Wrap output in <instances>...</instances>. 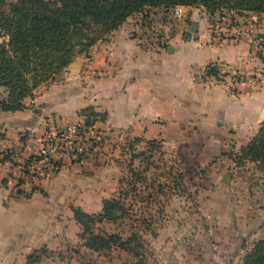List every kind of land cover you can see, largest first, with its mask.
<instances>
[{
  "label": "crops",
  "instance_id": "1",
  "mask_svg": "<svg viewBox=\"0 0 264 264\" xmlns=\"http://www.w3.org/2000/svg\"><path fill=\"white\" fill-rule=\"evenodd\" d=\"M186 10L175 18L170 10L147 8L144 13L157 20L154 33L143 12L130 15L24 98V108L0 110V142L33 146L51 121L66 125L92 109L108 132L126 130L195 168L203 182L196 201L203 215L231 237L251 232L255 242L264 238V173L255 162L236 164L233 155L264 119V65L248 41L213 39L203 7ZM257 32L264 35V12ZM210 61L226 82L236 72L260 76L227 86L205 76ZM104 157L60 164L28 198L9 194L12 168L0 164V264H34V252L52 258L80 238L72 207L100 212L116 183Z\"/></svg>",
  "mask_w": 264,
  "mask_h": 264
},
{
  "label": "rangeland",
  "instance_id": "2",
  "mask_svg": "<svg viewBox=\"0 0 264 264\" xmlns=\"http://www.w3.org/2000/svg\"><path fill=\"white\" fill-rule=\"evenodd\" d=\"M156 23L153 20L147 26L149 32L157 30ZM103 156L107 160L103 165L112 168L116 182L111 198L120 207L116 219L95 221L84 237L117 233L123 246L132 250L112 244L94 251L83 245L85 239L75 237L74 243L52 258L34 252V264H241L254 244L251 232L244 235L236 230L231 237L203 215L196 202L203 182L195 168L183 165L161 147L135 139L128 149L107 143L93 159ZM220 231L223 234L217 238Z\"/></svg>",
  "mask_w": 264,
  "mask_h": 264
},
{
  "label": "trees",
  "instance_id": "3",
  "mask_svg": "<svg viewBox=\"0 0 264 264\" xmlns=\"http://www.w3.org/2000/svg\"><path fill=\"white\" fill-rule=\"evenodd\" d=\"M177 4L200 6L210 14L223 7L240 13L264 12V0H0V110L24 108V98L32 96L42 83L55 79L77 55H87L96 41L105 38L133 13H144L149 7L170 10ZM143 16L144 24L153 23L152 15L146 12ZM216 71L212 67L207 73ZM80 113L93 119L98 115L92 109H82ZM241 158L257 163L264 173V119L243 148ZM119 207V201L111 197L103 200L98 213L72 207L80 226L78 236L86 240L85 247L100 251L114 244L132 250L123 246L117 233L84 237L95 221L116 219ZM241 264H264V238L254 242Z\"/></svg>",
  "mask_w": 264,
  "mask_h": 264
},
{
  "label": "built area",
  "instance_id": "4",
  "mask_svg": "<svg viewBox=\"0 0 264 264\" xmlns=\"http://www.w3.org/2000/svg\"><path fill=\"white\" fill-rule=\"evenodd\" d=\"M186 7L177 4L170 9V13L175 18H182L187 11ZM208 21L213 39L248 41L264 65V35L257 32L259 13L252 11L240 13L235 9L223 7L212 14L208 13ZM212 67L217 69L216 73L208 74L207 70ZM204 74L212 77L214 81H223L227 86L229 83L253 82L260 76L236 72L226 82L224 71L215 61L207 63ZM133 141L128 131L120 129L108 132L98 126L95 119L87 113H80L75 121L66 125L54 121L48 123L33 146L22 145L13 148L0 142V164H7L12 168L8 177L11 182L9 194L28 198L36 192L38 181L50 177L60 164H82L103 152L107 143H118L128 149ZM241 155L242 151L233 155L236 164L239 161H246Z\"/></svg>",
  "mask_w": 264,
  "mask_h": 264
},
{
  "label": "water",
  "instance_id": "5",
  "mask_svg": "<svg viewBox=\"0 0 264 264\" xmlns=\"http://www.w3.org/2000/svg\"><path fill=\"white\" fill-rule=\"evenodd\" d=\"M192 25H193V27H191L190 30H191V31H195V30H196V24L193 23Z\"/></svg>",
  "mask_w": 264,
  "mask_h": 264
}]
</instances>
